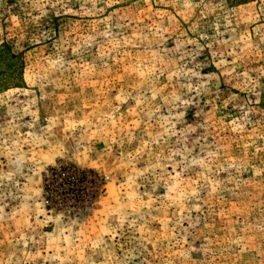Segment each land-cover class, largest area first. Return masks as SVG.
I'll list each match as a JSON object with an SVG mask.
<instances>
[{
	"label": "rangeland",
	"instance_id": "rangeland-1",
	"mask_svg": "<svg viewBox=\"0 0 264 264\" xmlns=\"http://www.w3.org/2000/svg\"><path fill=\"white\" fill-rule=\"evenodd\" d=\"M0 264H264V0H0Z\"/></svg>",
	"mask_w": 264,
	"mask_h": 264
},
{
	"label": "clouds",
	"instance_id": "clouds-1",
	"mask_svg": "<svg viewBox=\"0 0 264 264\" xmlns=\"http://www.w3.org/2000/svg\"><path fill=\"white\" fill-rule=\"evenodd\" d=\"M11 163L16 170H20L23 166L24 158L22 155H17Z\"/></svg>",
	"mask_w": 264,
	"mask_h": 264
}]
</instances>
